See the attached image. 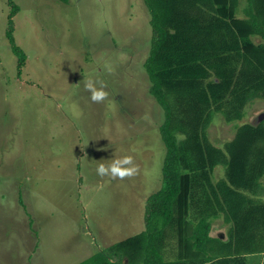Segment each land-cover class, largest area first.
Wrapping results in <instances>:
<instances>
[{
	"label": "rangeland",
	"instance_id": "1",
	"mask_svg": "<svg viewBox=\"0 0 264 264\" xmlns=\"http://www.w3.org/2000/svg\"><path fill=\"white\" fill-rule=\"evenodd\" d=\"M12 1L26 59L18 73L0 0V264H75L140 230L162 183L163 110L143 66L149 12L144 0ZM87 79L106 84L105 101H92ZM262 111L254 99L244 118ZM215 116L207 131L220 144L234 126ZM114 154L131 155L139 173L99 176Z\"/></svg>",
	"mask_w": 264,
	"mask_h": 264
},
{
	"label": "trees",
	"instance_id": "2",
	"mask_svg": "<svg viewBox=\"0 0 264 264\" xmlns=\"http://www.w3.org/2000/svg\"><path fill=\"white\" fill-rule=\"evenodd\" d=\"M144 3L152 34L143 66L163 110L162 183L145 198L142 230L75 264H247L264 254V118H244L264 100V0ZM9 4L5 35L19 73L26 54ZM216 113L234 126L220 144L207 131ZM219 218L224 236L210 233Z\"/></svg>",
	"mask_w": 264,
	"mask_h": 264
},
{
	"label": "clouds",
	"instance_id": "3",
	"mask_svg": "<svg viewBox=\"0 0 264 264\" xmlns=\"http://www.w3.org/2000/svg\"><path fill=\"white\" fill-rule=\"evenodd\" d=\"M99 84V87L97 86ZM85 88L91 93L93 102L100 103L107 99L108 93L104 90L106 84L103 82L87 79L85 81ZM187 137L183 133L176 134V140L182 141ZM97 174L101 177L109 176L112 179H130L139 173V167L136 165L134 158L131 155L117 156L107 164L101 162L97 165Z\"/></svg>",
	"mask_w": 264,
	"mask_h": 264
},
{
	"label": "crops",
	"instance_id": "4",
	"mask_svg": "<svg viewBox=\"0 0 264 264\" xmlns=\"http://www.w3.org/2000/svg\"><path fill=\"white\" fill-rule=\"evenodd\" d=\"M214 222H217V219L216 220H214L213 221V224L212 225H214ZM220 224H221V226H222V230H220V229H217L218 230V232H220V234H221V232H224L225 230H226V225L222 222V220H221V222H220ZM213 227V226H212ZM144 228V223H143V227L140 229V230H142ZM140 230H138V231H140ZM137 231V232H138ZM217 232V233H218ZM136 233V232H135ZM211 234H213L212 233V229H211V232H210ZM216 233V234H217ZM172 246H175V244H166V248L165 249H167V250H169ZM247 264H264V254L263 253H259L258 255H257V258H254V259H248L247 260Z\"/></svg>",
	"mask_w": 264,
	"mask_h": 264
},
{
	"label": "water",
	"instance_id": "5",
	"mask_svg": "<svg viewBox=\"0 0 264 264\" xmlns=\"http://www.w3.org/2000/svg\"><path fill=\"white\" fill-rule=\"evenodd\" d=\"M264 118V111L258 116L257 120Z\"/></svg>",
	"mask_w": 264,
	"mask_h": 264
}]
</instances>
